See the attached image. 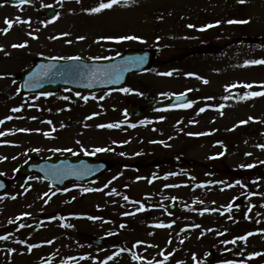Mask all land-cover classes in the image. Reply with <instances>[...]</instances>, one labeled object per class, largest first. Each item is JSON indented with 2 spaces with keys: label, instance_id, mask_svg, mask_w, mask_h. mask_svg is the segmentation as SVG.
<instances>
[{
  "label": "rangeland",
  "instance_id": "1",
  "mask_svg": "<svg viewBox=\"0 0 264 264\" xmlns=\"http://www.w3.org/2000/svg\"><path fill=\"white\" fill-rule=\"evenodd\" d=\"M74 2L45 0L38 6L13 8L0 0V29H3L5 19L15 21L20 17L21 20H30V24L14 23L7 34L0 32V46L4 48L0 51V120L13 117L0 125V131L10 130V134L0 137V177L10 180L14 170L32 156L44 158L72 154L52 152V148H72L82 155L84 152L77 140L89 151L118 143L120 153L125 155L112 151L90 155L110 161L113 164L111 171L94 184L62 194L49 193L48 185L36 181L37 177L12 181L0 196V230H20L13 233V239L45 244L31 252L14 245L16 252L9 255L11 246L1 242L0 264H42V258L51 256L52 259L44 264H64V261L68 264H104L105 261L107 264H147L148 260L159 264L164 261L161 252L165 255L171 253L164 264H212L218 259L221 248L231 247L222 241L249 232L253 233L250 237L264 240V163H261L264 149L258 147L264 144V96L246 100L238 98L249 91L264 90L260 87L264 83V65L243 66L246 60L264 59L261 42L264 37V0H247L243 5L237 0H132L127 6L122 1L121 5L98 14L84 11L90 8L85 7V1ZM47 7L62 9L63 14L51 24L54 28L49 24L45 26L38 16L39 11ZM77 7L79 10L69 11ZM231 19L250 22L238 24L233 31L234 24L226 22ZM217 21L220 23L212 28L198 30ZM189 24L195 27H187ZM58 30L69 34L76 30L75 35L85 37L78 40L84 46L63 43L53 48L41 44L50 37L59 38ZM30 31L38 38L32 39L28 35ZM123 35L139 36L143 42L99 39ZM92 39L94 44L87 49L86 44H91ZM25 41L28 45L25 48L11 47ZM128 47L157 51L155 65L148 72L128 80L129 88H134L129 92H103L94 95V101L85 102L77 95L70 97L65 90L44 98L25 97L17 91V75L41 53L56 56L79 53L88 58H110ZM169 71L173 73L171 76L159 75ZM187 73L195 75L188 76ZM203 80L209 82L205 84ZM244 83H252L253 88L238 86L225 91L226 86ZM186 91L192 95L194 103L191 108L166 109L147 117L151 122L142 130L144 135H151V141L164 143L151 142L150 146L143 140L148 147L143 146V151L137 152L139 142H142L136 135L139 129L129 126L120 129L127 122L122 117L125 105L143 104L151 98ZM65 96L67 100L63 99ZM225 96L229 99H223ZM70 101L74 102V107L69 105ZM221 104L225 105L223 115L218 110ZM15 107H20L21 111L12 112ZM202 107L205 111L197 115ZM89 116L92 118L86 119ZM250 116L254 119L249 121ZM47 120L52 124L44 122ZM241 120L248 123L239 124ZM121 121L120 128L97 127ZM18 128L41 131H15ZM53 128L56 130L52 131ZM44 132H50V137H45ZM188 133L208 134L190 136ZM36 148L40 151H32ZM222 152L224 154L219 155ZM151 162L156 166L152 167ZM248 164L255 166L240 167ZM236 180H240L243 186L237 185ZM105 184L108 187L105 188ZM82 188H102L103 191L82 193ZM248 188L252 193L245 198L244 204L226 210ZM113 189L115 193H112ZM45 192L49 196L45 197ZM125 195L129 201L123 199ZM130 201L144 204L145 210L136 212L139 203ZM171 201L178 203L179 211L170 216L164 213L163 207ZM206 205L214 206L215 210L208 208L204 211ZM202 211L203 215L200 214ZM126 212H135V215H123ZM23 213L31 215L22 216ZM246 213L249 218L245 217ZM73 215L99 219L72 221L67 218ZM17 216H22L21 220H16ZM10 219L15 222L9 223ZM21 223L30 227L19 228ZM121 224L125 227L121 228ZM157 224L172 226L155 227ZM109 233L115 243L129 251L130 256L115 253L113 259L108 260L110 251L95 250L87 241L89 236H110ZM34 234L35 239L32 238ZM49 240L53 242L46 243ZM216 243L219 246L215 258L210 263L204 262V257L215 249ZM235 245L241 247L242 243L236 242ZM19 251L23 255H19ZM133 253L142 259L130 262L128 257Z\"/></svg>",
  "mask_w": 264,
  "mask_h": 264
},
{
  "label": "snow or ice",
  "instance_id": "2",
  "mask_svg": "<svg viewBox=\"0 0 264 264\" xmlns=\"http://www.w3.org/2000/svg\"><path fill=\"white\" fill-rule=\"evenodd\" d=\"M30 0H19V4L20 5H23L25 3H29ZM77 2H80V0H77ZM122 2V0H100V2L97 4V6H94V7H90V8H87V9H84V11L88 12L89 14H98V13H101L103 12L104 10H108V9H111L113 8V6L115 5H118ZM247 2V0H237V3L238 4H245ZM123 3L125 4V6H127V3H128V0H123ZM59 17V13L56 14V17L55 18H58ZM51 21H42L41 23H44L45 26H47V23H50ZM228 24H247L249 23L250 21L247 20V19H243V20H235V19H231V20H228L226 21ZM6 27L3 28V29H0V32H3L4 34H7L8 31L13 27L14 23H26V24H30V20H21L20 17H16V20L13 21V20H10V19H5L4 21ZM220 23V21H217L215 24H206L204 26H202L201 28H199L198 30L199 31H204L208 28H212L216 25H218ZM187 27L189 28H193L195 27L194 25L192 24H189L187 25ZM28 35L30 37H32V39H37L38 37L35 36L33 34V32H29ZM61 35L63 36H67L69 35V33H62ZM58 37H50V39H57ZM78 40H84L85 37L84 36H79L77 37ZM100 40H115L116 42H120V41H128V40H139L141 42L142 41V38L139 37V36H136V35H123V36H118V37H100L99 38ZM159 39V37L157 38ZM72 41H67V43H71ZM27 41L23 42V43H14L11 45L12 48H25L27 47ZM0 51H4V48L3 46H0ZM5 55H8V53L5 52ZM40 55H43V53H41ZM48 59L50 61H79L81 60V57L80 56H50L48 57ZM90 59L92 60H99V59H102V57H99V56H96V57H90ZM103 59H110L109 57H103ZM142 57H137L135 58V60L137 62L139 61H142ZM250 65H264V59H251V60H246L244 62V65L243 66H250ZM97 71H101L99 69H97ZM81 75L82 73L79 71V68L78 66L76 65H58L57 63H49L47 65H44V64H41L39 66H37L36 70L29 76V80L25 82V87H38L39 86V83L40 81L45 78V77H48V78H54L55 76H64V75ZM173 73L172 71H169V72H163V73H159V75H162V76H171ZM188 76H193L195 75L194 73H187ZM197 78H200V77H197ZM202 79V78H201ZM209 81L207 80H203V83L207 84ZM242 87V88H245V89H252L253 88V84L252 83H244L242 85H230V86H226L225 87V91H229L230 88H235V87ZM260 87L262 89H264V83H261L260 84ZM19 91V90H17ZM120 91L122 92H129L131 91V89L129 88H122L120 89ZM44 95H50V93H45ZM164 95H167V93H165ZM184 93H180L178 96H177V100L178 101H183L184 99ZM259 96H264V90H261V91H249V92H246L244 93L243 95L239 96L238 98L240 100H246V99H249V98H252V97H259ZM63 99L67 100L68 97L65 96L63 97ZM84 101L87 102V100L89 99L87 96L83 97ZM101 99H103V97H101ZM209 99H211V97H209ZM223 99L227 100L229 99L228 96H225L223 97ZM194 102L192 101H189L187 103H178L177 105H175V107H178V108H191L192 105H193ZM225 107V105L221 104L218 106V110H221L220 111V114L223 115V111L222 109ZM12 112H19L21 111V108L20 107H15V108H12L11 109ZM205 111V108H200L197 115H199V113H202ZM95 115V114H94ZM92 117L89 116L87 117L86 119H91ZM13 119L12 116H7L5 117L4 120H0V125H2L5 120H11ZM30 119H36V117H31ZM160 119H163V117H161ZM254 117H249L248 120H253ZM48 124H52V121L51 120H47V121H44ZM123 123V121L121 122H117V123H108V124H99L97 125L98 128H109V129H112V128H120L121 127V124ZM143 123H146L145 121H141V124ZM191 123V122H190ZM248 123V121L246 120H241L239 122V124H246ZM64 125L61 124V127H63ZM129 127H132V128H135L136 125L135 124H130ZM56 129L53 128L52 131H55ZM231 130V129H230ZM15 131L17 132H30V131H41L40 129H27V128H18V129H15ZM10 134V130L9 131H0V137H3L5 135H8ZM208 133H188V135H207ZM43 135L45 137H50L51 133L50 132H44ZM171 139V137H170ZM152 143H161L163 144L164 141H151ZM5 143H10V142H5ZM77 144H79L81 147H80V150L84 152L85 155H95L96 153H103V152H106V151H112L111 148H105V147H94L91 151H89L88 149L84 148L81 141L77 140L76 141ZM113 143H116L115 141ZM124 143H127V141H125ZM258 147H260L261 149H264V144L262 145H258ZM32 151H36V152H39L40 149L36 148V149H32ZM50 151L52 152H70L72 153L73 155H75L76 153L73 151L72 148H52L50 149ZM139 153H137L138 155ZM224 153H219V155H223ZM121 156H124L125 153H120ZM246 155H251V153H246ZM214 158V157H212ZM3 159H7V157H4ZM13 159H15V157H13ZM261 163H264V161H261ZM255 165L254 164H248V165H241L240 167H247V168H252L254 167ZM169 175H175V173H170ZM113 179H116V177H113ZM137 179H141V177H137ZM108 183H111V181H109ZM149 183H151V181H149ZM235 183L237 185H241V181L240 180H236ZM199 186H203V185H199ZM232 185H228V187H231ZM243 186V185H241ZM104 187H108L107 184L104 185ZM165 187H169L168 185H166ZM63 191H68V189H64ZM90 191H103L102 188H96V189H92V188H82L81 189V192L82 193H87V192H90ZM112 193H115V189L112 190ZM112 193H109V194H112ZM45 197L49 196V194L47 192H45L43 194ZM52 195H55V193H52ZM13 199H15V197H12ZM50 198V197H49ZM73 199H75V197H73ZM123 199L125 201H129V197L127 195H125L123 197ZM48 201L45 200V203H47ZM131 203H139V207L136 209V212H141V211H144L145 210V206L144 204L138 202V201H130ZM197 202V201H194V203ZM200 203H203V201H199ZM232 208V205L229 204L227 206V209L226 210H230ZM204 211H208V209H204ZM249 211H251V208H249ZM201 215H203V211L200 213ZM223 214V213H221ZM31 215L30 213H23L22 216H29ZM123 215H135V212H126V213H123ZM22 216H17L15 219L16 220H21ZM245 217L246 218H249L247 216V213L245 214ZM89 220H97L99 219V217H96V216H88L87 217ZM51 219H55V217H52ZM60 219H64V217H60ZM229 219H231V217H229ZM15 221L13 220H9V223H14ZM26 226H29L30 225H25L23 223H21L19 225V228H23V227H26ZM62 226H65V227H71V225H62ZM172 225L171 224H168V225H164V224H157L155 225V227H171ZM121 228H124L125 225L124 224H121L120 225ZM193 227H200L199 225H193ZM212 229H209V231H211ZM112 233H109V235H111ZM203 234V233H202ZM11 235V233H9L8 235H0V240H8L9 239V236ZM253 233L252 232H249L247 233V235H244V236H239V237H236L235 239L231 240V241H222V243H232V244H235L237 240H241V241H247L248 238L250 236H252ZM53 241L49 240V241H46V243L48 244H51ZM18 243L20 244H25L26 242L21 240V241H18ZM137 243H142V242H137ZM169 243H171V240H169ZM181 243H183V241H181ZM40 245L38 244H28L27 245V250L28 252H31L34 248L36 247H39ZM135 247V245H134ZM15 250L14 249H8V253L9 255H11ZM121 251H124V249H121ZM161 256L164 257V261H166L168 259V255H171V253H169L168 255H165L163 252L160 253ZM260 255H264V253H261V252H253L249 255V259L251 258H254V257H257V256H260ZM83 258V257H82ZM132 258L134 260H141L142 257L140 256H137L135 253H133V256ZM108 260H111L113 259L112 256H109L107 258ZM193 259H195V256L193 257ZM164 261H161L159 262V264H164ZM64 264H68L67 261H64ZM104 264H107V261L104 262ZM147 264H156L155 261L153 260H148L147 261ZM225 264H236L235 261H226ZM241 264H243V262H241Z\"/></svg>",
  "mask_w": 264,
  "mask_h": 264
},
{
  "label": "water",
  "instance_id": "3",
  "mask_svg": "<svg viewBox=\"0 0 264 264\" xmlns=\"http://www.w3.org/2000/svg\"><path fill=\"white\" fill-rule=\"evenodd\" d=\"M142 57V61L137 62L135 58ZM154 59V53L148 50H130L122 56L103 61V62H59L58 65H76L79 71L86 74L81 75H64L58 78L55 76L44 82H40L38 87H25V82L29 80V76L36 70V66L20 76V89L24 93L43 90H56L62 86H69L72 91L81 92L94 89H118L121 88L128 75L143 71L149 68ZM86 65V66H82ZM45 65V64H44ZM97 69L101 71H97ZM189 95L185 94L183 101H178L177 96H169L167 99L158 101H149L144 108L138 106H128L126 112L128 115L136 116L142 111L158 109L178 103L187 102ZM107 170L106 162L93 161L88 158H48L39 160L32 158L28 160L24 166L17 172L19 175L27 176L33 173L38 174L41 178L48 180L52 186L59 187L63 184L77 182H87L95 179L99 174ZM6 182L0 179V191L5 190ZM170 211L177 209L173 203L169 208ZM104 238H94V245H104Z\"/></svg>",
  "mask_w": 264,
  "mask_h": 264
},
{
  "label": "flooded vegetation",
  "instance_id": "4",
  "mask_svg": "<svg viewBox=\"0 0 264 264\" xmlns=\"http://www.w3.org/2000/svg\"><path fill=\"white\" fill-rule=\"evenodd\" d=\"M80 1H85V3H87V4H85L86 6H91V5L95 4L96 0H80ZM75 2H77V0H75ZM78 9L79 8L77 7L76 10H78ZM140 126L142 127L143 124L140 123ZM248 196H249V194L246 193L245 197H248ZM233 239H235V238H230L229 241H231ZM256 241H258V242H256ZM260 241H264V240L261 238L258 239L257 237H249L246 242L241 241V240L236 241V242L242 243L241 247H236L235 244L228 243V245L231 246L229 249L228 248H224V249L221 248L219 251L217 250V247L219 246V244L216 243L214 246L215 249L212 250L214 252V254L212 255V258L213 259L215 258V251L216 252L218 251L219 255L217 254L218 259L216 261L212 260L213 261L212 264H225L226 261H235L236 264H241V262H243V264H264V255H260V256L249 259V255L253 252L264 253V247H260L262 245L264 246V242L260 243ZM117 246H118V243H115L113 241V236H110V241L104 249H106L107 247L109 250H112L113 248L117 249ZM234 247L237 248V252L234 251L235 250ZM238 250H240L242 253L238 252ZM206 263H210V262H206Z\"/></svg>",
  "mask_w": 264,
  "mask_h": 264
}]
</instances>
